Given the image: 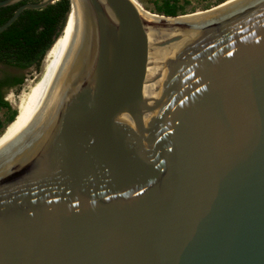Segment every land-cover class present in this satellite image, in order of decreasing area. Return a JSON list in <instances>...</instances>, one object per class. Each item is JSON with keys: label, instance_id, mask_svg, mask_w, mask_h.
Returning <instances> with one entry per match:
<instances>
[{"label": "water", "instance_id": "obj_1", "mask_svg": "<svg viewBox=\"0 0 264 264\" xmlns=\"http://www.w3.org/2000/svg\"><path fill=\"white\" fill-rule=\"evenodd\" d=\"M72 11L68 65L0 137V264H264V0Z\"/></svg>", "mask_w": 264, "mask_h": 264}, {"label": "trees", "instance_id": "obj_2", "mask_svg": "<svg viewBox=\"0 0 264 264\" xmlns=\"http://www.w3.org/2000/svg\"><path fill=\"white\" fill-rule=\"evenodd\" d=\"M25 0L0 7V24L13 13L15 8ZM154 12L165 16H176L185 13L179 0H160L154 3ZM69 0H56L41 8H26L17 18L0 32V63L25 69L32 66L37 72L48 48L61 33L67 14ZM141 14L149 15L142 12ZM152 14V13H151ZM23 76H7L0 79V109L7 114L4 122L0 121V133L16 115V107L11 106L5 93L13 87L19 88Z\"/></svg>", "mask_w": 264, "mask_h": 264}, {"label": "bare ground", "instance_id": "obj_3", "mask_svg": "<svg viewBox=\"0 0 264 264\" xmlns=\"http://www.w3.org/2000/svg\"><path fill=\"white\" fill-rule=\"evenodd\" d=\"M228 1L230 0L223 2ZM75 22V13L72 11L66 18L61 33L44 55L40 70L24 85L17 95L15 102L17 112L14 119L6 126V129L13 123L18 114L68 65L79 38V28Z\"/></svg>", "mask_w": 264, "mask_h": 264}, {"label": "rangeland", "instance_id": "obj_4", "mask_svg": "<svg viewBox=\"0 0 264 264\" xmlns=\"http://www.w3.org/2000/svg\"><path fill=\"white\" fill-rule=\"evenodd\" d=\"M132 1L135 3L138 10H141L142 12L148 13L150 15L151 13H155L153 3L155 1H160V0H132ZM222 1L225 0H179V3L182 4L184 7L185 13L183 14H187L192 12H199L201 10L210 8L212 6L219 4ZM36 73L37 71L32 66L25 69H18L0 63V74L23 76V83L19 88L17 87L10 88L5 93V98L9 101L11 106L13 107L15 106L17 95L21 92L24 85L36 75ZM6 114L7 113L4 110L0 109V121L4 122ZM5 130L6 127L2 130L0 134H2Z\"/></svg>", "mask_w": 264, "mask_h": 264}, {"label": "flooded vegetation", "instance_id": "obj_5", "mask_svg": "<svg viewBox=\"0 0 264 264\" xmlns=\"http://www.w3.org/2000/svg\"><path fill=\"white\" fill-rule=\"evenodd\" d=\"M28 1H36V0H25V2H28ZM23 3H24V1H23ZM7 76H10V74H0V79H5Z\"/></svg>", "mask_w": 264, "mask_h": 264}]
</instances>
